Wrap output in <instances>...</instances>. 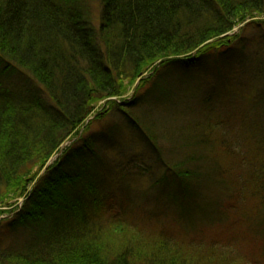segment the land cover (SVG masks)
Masks as SVG:
<instances>
[{"label":"trees","instance_id":"1","mask_svg":"<svg viewBox=\"0 0 264 264\" xmlns=\"http://www.w3.org/2000/svg\"><path fill=\"white\" fill-rule=\"evenodd\" d=\"M98 1L96 24L84 0H0V204L34 181L21 207L0 218V264H251L231 243L160 225L156 209L135 201L121 167L132 159L114 163L105 147L122 149L121 127L136 131L173 171L163 176L178 188L170 196L187 202L200 196L194 183L208 186L201 175L218 150L208 136L235 162L252 142L264 207V0ZM244 23L256 29L252 39L247 26L229 35ZM13 73L19 83H3ZM135 82L131 101L118 103ZM216 84L236 97L233 115L214 119L234 104L225 95L215 105ZM94 113L124 120L96 132L88 123L47 165Z\"/></svg>","mask_w":264,"mask_h":264},{"label":"rangeland","instance_id":"2","mask_svg":"<svg viewBox=\"0 0 264 264\" xmlns=\"http://www.w3.org/2000/svg\"><path fill=\"white\" fill-rule=\"evenodd\" d=\"M84 1L88 2L93 19L97 24L96 18L98 9H100L99 1ZM258 18L263 17L260 16ZM246 26L245 23L240 24L229 35L233 33L238 34L239 28H245ZM255 33L256 29H253L252 26H247L243 30V37L246 40L252 39ZM220 62L218 61L217 64L219 65ZM150 74V72L144 73L143 77ZM20 77V74L13 73L9 81L3 83L17 84ZM135 87L136 82L127 89V92L121 97L122 99L117 100V102L121 103L123 99L131 101ZM209 89L210 87H208L206 92ZM225 95L229 96V99H233L234 104L230 105L229 108L225 106L224 113L215 114L214 119H218L220 115H233L234 109L239 106L238 103H235L236 97L227 92L225 93L222 86L216 84L213 98L215 97V105L217 107L222 108L223 100L221 96ZM102 106H105V100L96 101L94 111H101ZM122 115V113H109L97 120V114H91L84 126L80 128L78 135L73 136L72 139L62 144L60 151L47 162V165L55 161L65 147L79 140L78 138L85 126L91 123L92 132H96L99 129L105 130L107 124L109 125L111 122L116 123L118 121L119 124H122L124 120ZM209 118L212 119L211 117ZM183 119L185 121H193L194 117L191 113H188ZM176 125H179V122ZM135 132L121 127V132L117 136V142L122 144V149L114 144L107 145L105 151L108 159L112 162L117 160L120 163L132 159V164L125 167L123 163L121 167L130 176L128 184L133 189V193H136V203L140 207L143 204L145 206L149 205L150 209H156L159 214L158 222L160 225L172 227L173 230L180 229L191 237H202L203 241H209L214 237L219 239L221 243H231L232 245H227L226 247L234 249L235 252L245 254L248 262L251 264H264V207L259 206L254 196V188L258 184L254 175L260 172L259 167L261 163L259 160L261 159L256 153V149L252 150L253 153L247 152L250 145L254 146V144L252 142L250 145L246 143L240 149L239 154H237L238 161L235 162L229 160L230 157L224 154L223 149H221L223 145L214 138L215 134L208 136V140L206 139L205 141L206 144L208 145L209 142L213 147L215 146V149H218L215 153L217 157L210 158L213 163L212 165L210 164L209 173L201 175V178L208 182V186L204 187L201 182L194 183L195 191L199 192L200 196L188 197L187 202H185L183 195L180 193L178 196L179 200L177 201L174 200L175 197L172 198L170 196L173 190H178V188L171 185V182L165 181L163 176L166 173L165 176L171 180L174 176L173 171L161 165L152 148L148 147L147 143ZM194 134H196L195 130H189L186 136H193ZM203 147L204 145L201 148ZM191 151L193 152V148H191ZM135 165L140 169L148 168V173L143 174L134 167ZM251 174L252 176L250 177ZM118 177L119 175L110 177L111 183H114L112 179H117ZM222 179L227 180L226 186L228 188L226 190H223L220 184ZM213 180L218 181L215 183ZM111 183L108 182V188L114 189L115 187ZM33 184L34 181L28 183L24 194L15 195V197L8 198L3 204H0V218L8 217L10 211L21 207L25 195L32 188ZM146 199L149 200V204L146 203ZM180 203H184L189 210H183L181 213L179 208ZM152 214L153 217L156 216V211H153Z\"/></svg>","mask_w":264,"mask_h":264}]
</instances>
